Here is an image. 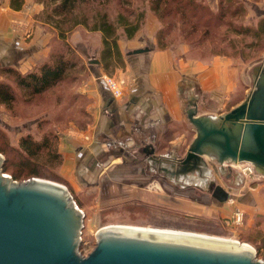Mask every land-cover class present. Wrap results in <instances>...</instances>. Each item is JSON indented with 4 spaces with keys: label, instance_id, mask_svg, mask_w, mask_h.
Listing matches in <instances>:
<instances>
[{
    "label": "rangeland",
    "instance_id": "obj_1",
    "mask_svg": "<svg viewBox=\"0 0 264 264\" xmlns=\"http://www.w3.org/2000/svg\"><path fill=\"white\" fill-rule=\"evenodd\" d=\"M154 2L79 0L70 11L52 14L54 5L47 6L42 0H27L21 10L12 9L8 0H0V18L3 19V24L0 21V82L9 84L16 94L11 105L0 101V148L3 149L0 153L8 158L7 168L3 169L6 174L14 179V173L19 175L15 179L19 182L39 177L71 189L61 174L64 163L61 144L68 133L73 134L71 129H86L90 121L86 112V105L90 103L87 91L91 84H96L97 80L108 87L106 80L119 78L121 73L126 75L128 83L135 80L129 60L138 61L141 53L135 54L137 49L180 52L189 48L186 56L191 58L212 59L225 55L239 59L252 83L250 71L264 64V33L257 32L264 18V0ZM105 13L113 22L124 18L141 21L139 30L130 39L124 27L115 24L119 52L112 47L109 58L104 53L103 33L92 28ZM85 19L89 27L83 23ZM36 41L45 45L42 50L48 54L44 60L34 63L31 48ZM56 55L64 56L71 65L63 82L40 95H30L18 86L16 72L25 74ZM29 135L36 140L48 136L52 149L61 152L63 163L52 158L48 151L27 159L20 141ZM187 149L180 152L182 157ZM206 165L210 181L220 184L228 199L213 198L208 191L196 186L178 187L166 179V186L176 193L164 191L162 195L149 196L150 201H146L142 209H131V201H128L90 211L88 207L95 205L92 196L87 195L82 201L71 189L80 208L87 206L83 230L86 250L95 249L100 228L128 224L233 239L254 247L258 257L264 260V177L256 175L252 163L226 161L223 167L244 175L240 187L230 186L220 176L219 164L211 156H206ZM250 168L252 171H248ZM34 171L39 174L33 175ZM148 187L155 188L152 183ZM238 212L243 213L240 223L234 219Z\"/></svg>",
    "mask_w": 264,
    "mask_h": 264
},
{
    "label": "water",
    "instance_id": "obj_2",
    "mask_svg": "<svg viewBox=\"0 0 264 264\" xmlns=\"http://www.w3.org/2000/svg\"><path fill=\"white\" fill-rule=\"evenodd\" d=\"M250 73L255 88L240 105L219 116L189 110L197 135L186 156H151L145 161L147 172L178 187L211 192L214 181L206 165V156H211L230 186L240 187L244 175L223 167L226 161L252 163L256 175L264 177V64ZM4 162L0 153V264H264L254 247L225 237H166L128 224L100 228L95 249L84 256L80 250L86 214L68 187L39 177L19 182L3 171ZM217 190L220 200L229 198L222 187Z\"/></svg>",
    "mask_w": 264,
    "mask_h": 264
},
{
    "label": "crops",
    "instance_id": "obj_3",
    "mask_svg": "<svg viewBox=\"0 0 264 264\" xmlns=\"http://www.w3.org/2000/svg\"><path fill=\"white\" fill-rule=\"evenodd\" d=\"M44 47L37 41L32 46L34 63L48 54ZM143 50L134 51L140 54L137 62L128 58L135 80L128 83L124 73L115 78L125 81L122 96H115L103 82L90 85L86 105L90 121L84 130L71 129L73 134L61 144V174L82 201L92 196L95 205L88 207L90 211L128 201L146 203L149 196L164 191L176 193L164 183L167 177L147 172L145 161L169 152L176 160L182 157L180 152L189 149L197 135L189 122L192 108L199 116H219L240 105L255 88L256 78L248 80L239 59L191 58L186 56L189 48ZM150 183L155 188H149ZM82 206L85 212L87 206Z\"/></svg>",
    "mask_w": 264,
    "mask_h": 264
},
{
    "label": "trees",
    "instance_id": "obj_4",
    "mask_svg": "<svg viewBox=\"0 0 264 264\" xmlns=\"http://www.w3.org/2000/svg\"><path fill=\"white\" fill-rule=\"evenodd\" d=\"M27 0H10V7L14 10H21ZM47 6L54 5L52 9V14H63L71 10L73 5L79 0H42ZM161 0H155L154 4H159ZM169 1V0H167ZM139 18L136 20H128L126 18L119 19L118 22L110 21L108 18V13H105L102 19L98 22H94L93 30L101 31L103 33L104 40V53L107 57H111L112 49H116L119 52L118 36L116 34V26L120 25L124 27V31L127 37L132 38L135 33L140 28ZM89 27V22L87 19L83 22ZM257 32L264 33V18L259 22V27ZM112 44V45H111ZM113 47V48H112ZM225 56V55H224ZM71 68L69 62L62 55H56L52 60H46L42 62L37 68L23 74L21 72H16V81L19 87L23 88L25 91L29 92L30 95H40L42 93L48 92L61 82H63L67 71ZM11 71V70H9ZM16 99V94L14 93L12 87L4 82H0V101L7 105H11ZM21 149L26 153V158L37 157L44 151H48L52 158H57L59 163H63L61 152H56L52 149L50 138L47 136L42 140H36L30 135L23 137L20 141ZM3 151V149L0 148ZM60 164V165H61ZM8 165V158L5 157V162L3 169L5 170ZM33 175H38L37 171L32 172ZM15 179L20 176L14 173ZM65 182V181H64ZM71 190V189H70ZM145 202H130V208L134 210L142 209ZM147 205V204H146ZM129 207V206H128ZM112 208V207H110ZM85 227V226H84ZM84 239L82 240V246L80 252L84 255H88L89 251L84 247ZM88 244V243H87ZM96 245V244H95ZM84 247V249H83ZM92 250V249H91Z\"/></svg>",
    "mask_w": 264,
    "mask_h": 264
},
{
    "label": "built area",
    "instance_id": "obj_5",
    "mask_svg": "<svg viewBox=\"0 0 264 264\" xmlns=\"http://www.w3.org/2000/svg\"><path fill=\"white\" fill-rule=\"evenodd\" d=\"M108 88L113 92V94L117 97H120L123 95V84H125V81H120L115 78H110L106 80ZM236 218H234L237 223H240L243 218V213L238 212L236 214Z\"/></svg>",
    "mask_w": 264,
    "mask_h": 264
},
{
    "label": "bare ground",
    "instance_id": "obj_6",
    "mask_svg": "<svg viewBox=\"0 0 264 264\" xmlns=\"http://www.w3.org/2000/svg\"><path fill=\"white\" fill-rule=\"evenodd\" d=\"M248 171H252V169L250 168V169H248ZM145 230H152V231L160 232V234H163V236H166V237H175V236H179L181 234H190V235H195V236H204V235H201V234L186 233V232H180V231L178 232V231L158 230V229H149V228H147ZM204 237H207V236H204ZM232 241L238 242V241L233 240V239H232ZM243 246L252 250V247L250 245H248V244H243Z\"/></svg>",
    "mask_w": 264,
    "mask_h": 264
},
{
    "label": "flooded vegetation",
    "instance_id": "obj_7",
    "mask_svg": "<svg viewBox=\"0 0 264 264\" xmlns=\"http://www.w3.org/2000/svg\"><path fill=\"white\" fill-rule=\"evenodd\" d=\"M185 156H186V155H185ZM185 156H184V157H185ZM184 157L178 158V160H181V159L184 158ZM218 187H221L220 184H217V183L214 181V187H213L212 191H211V192L208 191V193L212 194L213 198L221 199L222 196H221V194H220V191L217 190ZM204 194H205V193H204ZM222 199H223V198H222ZM82 240H83V238H82ZM82 255H83V254H82ZM84 256H87V255H84Z\"/></svg>",
    "mask_w": 264,
    "mask_h": 264
}]
</instances>
